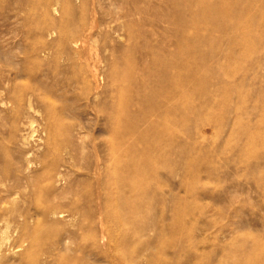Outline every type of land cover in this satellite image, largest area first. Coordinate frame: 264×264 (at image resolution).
Masks as SVG:
<instances>
[{
  "label": "rangeland",
  "instance_id": "obj_1",
  "mask_svg": "<svg viewBox=\"0 0 264 264\" xmlns=\"http://www.w3.org/2000/svg\"><path fill=\"white\" fill-rule=\"evenodd\" d=\"M0 264H264V0H0Z\"/></svg>",
  "mask_w": 264,
  "mask_h": 264
},
{
  "label": "bare ground",
  "instance_id": "obj_2",
  "mask_svg": "<svg viewBox=\"0 0 264 264\" xmlns=\"http://www.w3.org/2000/svg\"><path fill=\"white\" fill-rule=\"evenodd\" d=\"M222 3L224 4V2L222 1ZM175 77V76H174ZM173 77V78H174ZM168 78V77H167ZM167 78L165 77V79L167 80ZM177 79H178V76H177ZM172 80V79H171ZM170 81V80H169ZM174 81H176V83L175 84H177L178 82V80H176V78H174ZM135 174H137V173H131V175H135ZM137 177H138V175H136Z\"/></svg>",
  "mask_w": 264,
  "mask_h": 264
}]
</instances>
